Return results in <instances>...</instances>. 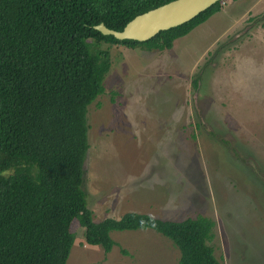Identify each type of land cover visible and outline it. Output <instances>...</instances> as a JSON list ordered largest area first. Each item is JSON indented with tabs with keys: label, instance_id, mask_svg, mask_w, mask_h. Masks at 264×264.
Returning a JSON list of instances; mask_svg holds the SVG:
<instances>
[{
	"label": "rangeland",
	"instance_id": "374dc122",
	"mask_svg": "<svg viewBox=\"0 0 264 264\" xmlns=\"http://www.w3.org/2000/svg\"><path fill=\"white\" fill-rule=\"evenodd\" d=\"M86 44L109 60L85 114L92 221L200 215L223 264H264V0H222L168 50ZM70 231L65 264L177 263L152 229L110 231L107 253L82 244L75 219Z\"/></svg>",
	"mask_w": 264,
	"mask_h": 264
},
{
	"label": "trees",
	"instance_id": "16d2710c",
	"mask_svg": "<svg viewBox=\"0 0 264 264\" xmlns=\"http://www.w3.org/2000/svg\"><path fill=\"white\" fill-rule=\"evenodd\" d=\"M167 1L0 0V264H65L73 219L82 244L104 253L114 245L110 231L147 228L178 249L176 264H223L200 215L170 220L131 211L93 222L81 189L86 107L103 92L109 68L106 49L100 57L86 41L168 50L218 12L222 0L145 41L116 40L93 28L121 30Z\"/></svg>",
	"mask_w": 264,
	"mask_h": 264
},
{
	"label": "water",
	"instance_id": "95a60500",
	"mask_svg": "<svg viewBox=\"0 0 264 264\" xmlns=\"http://www.w3.org/2000/svg\"><path fill=\"white\" fill-rule=\"evenodd\" d=\"M218 0H170L132 17L121 30L106 28L102 23L93 26L102 35L116 40L145 41L157 32L180 25Z\"/></svg>",
	"mask_w": 264,
	"mask_h": 264
}]
</instances>
